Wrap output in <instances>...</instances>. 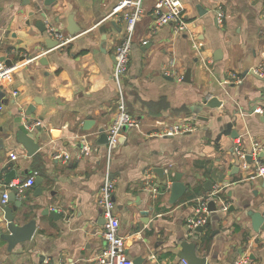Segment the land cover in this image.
Instances as JSON below:
<instances>
[{
    "label": "crops",
    "instance_id": "obj_1",
    "mask_svg": "<svg viewBox=\"0 0 264 264\" xmlns=\"http://www.w3.org/2000/svg\"><path fill=\"white\" fill-rule=\"evenodd\" d=\"M43 1L0 0V62L15 66L0 86V231L5 174L14 170L25 180L37 172L41 178L40 194L34 183L17 198L25 212L21 222H36L32 238L11 252L0 241V264H95L104 247L96 198L107 160L99 130L106 131L115 112L110 77L123 22L112 14L118 0ZM179 1L183 32L174 33L171 24L154 28L155 0H142L143 14L133 29L123 89L138 127L121 130L109 159L119 235L128 258L141 257L142 264H182L179 245L194 237L206 264H233L240 257L245 264H264V229L255 232L245 214L264 215V175L257 176L254 162L242 168L236 154L238 148L248 154L254 143L264 145V75L242 76L264 70V0ZM218 7L225 15L221 24ZM38 21L70 40L54 45L37 29ZM73 27L78 31L71 35L67 29ZM169 60L176 77L162 73ZM187 70L189 81H183ZM210 97L220 106L198 109ZM190 120L189 132L156 135L166 124ZM85 121L90 125L83 130ZM227 122L237 138L221 134ZM29 123H37L28 129L37 145L31 155L17 140L18 127ZM82 137L89 150L80 153ZM259 161L264 165V156ZM155 167L163 168L167 181H159ZM176 173L187 190L170 204L169 188L162 187ZM202 199L205 208L214 200L217 210L201 211L209 223L197 233L187 221L196 217ZM145 218L151 227L142 223Z\"/></svg>",
    "mask_w": 264,
    "mask_h": 264
},
{
    "label": "built area",
    "instance_id": "obj_2",
    "mask_svg": "<svg viewBox=\"0 0 264 264\" xmlns=\"http://www.w3.org/2000/svg\"><path fill=\"white\" fill-rule=\"evenodd\" d=\"M216 21L218 24L223 22L225 17L223 10L218 7L214 10ZM112 14H119L120 19L123 22V35L120 42L115 46L113 56L114 63L111 71V81L113 82L116 90L115 98V112L111 124L106 129L105 133L107 136V160L106 170L103 177L102 184L99 188L96 203L101 210L103 217L102 233L101 236L104 241V247L101 252L95 257V264H132V260L128 258L125 252L124 239L119 235V220L115 213V203L113 201V193L115 189V180L109 173V159L112 150L115 148L117 142L116 137L119 135L123 128H137V120L130 114L125 103V93L123 89V78L126 76L130 63V53L132 47V35L135 24L141 19L143 14L142 0H118ZM151 15L153 17L154 28H158L165 24H171L173 26L174 33H181L185 29V21L183 20L180 12V1L179 0H155ZM261 18L264 21V11L261 14ZM45 33L48 37L53 38L58 46H62L67 43L70 38L64 36L62 33L56 31L52 26L45 27ZM199 44L195 45L198 49ZM14 65L7 66L0 62V86L7 80L13 69ZM252 73L256 76L262 77L264 70L260 68H252ZM162 73L165 76L176 77V67L173 60H169L168 64L162 69ZM233 81L240 82V78L232 77ZM1 109V108H0ZM37 123H29L26 125L27 129H32ZM192 130V123L190 121H183L179 123L166 124L161 132L156 134L159 137H170L182 133H186ZM80 153L89 150L86 138H81ZM264 150V145L254 143L252 150L249 152L252 163L256 165L257 176L264 175V165L259 161L258 154ZM239 161L241 162L242 168H245L246 161L245 156L239 148L236 150ZM55 158L68 159V155L56 154ZM37 172H33L25 180H12L5 186V191L1 196L2 204H6L7 194L11 190L16 191V197L22 194L26 188L32 187L37 176ZM1 180V172H0ZM211 198V197H209ZM207 199L200 200L201 207L197 210L198 214L195 218L189 219L187 225L190 229L203 226L205 224V217L201 211H204L205 202ZM225 208V207H224ZM54 210V209H53ZM264 222V215H263ZM245 257H240L234 261L233 264H245ZM47 264V262H45ZM182 264H186L185 261Z\"/></svg>",
    "mask_w": 264,
    "mask_h": 264
},
{
    "label": "water",
    "instance_id": "obj_3",
    "mask_svg": "<svg viewBox=\"0 0 264 264\" xmlns=\"http://www.w3.org/2000/svg\"><path fill=\"white\" fill-rule=\"evenodd\" d=\"M54 0H44L43 5L44 6H49ZM200 12V11H199ZM206 12V10H203V13ZM44 14H42V17ZM36 27L40 32H45V25L42 21H38L36 23ZM68 32L73 35L75 34L78 30L73 28H68ZM50 41V39H48ZM54 45H56V42H53ZM45 61L44 58H40V62ZM5 65L11 66L12 62L7 61L5 62ZM247 74L254 75L252 73V70H245L242 74V76H246ZM256 76V75H254ZM259 76H256L258 78ZM262 80L261 78H258ZM183 81H189V71L187 70L183 76ZM3 94L0 92V105H1V99H2ZM220 106V102L217 100L215 97H210L209 99L202 100V102L198 105V109L200 108H208V109H214ZM195 113H199L200 111L195 110ZM200 120H206V118L198 117ZM232 122H227L225 124L224 129L221 131L222 135L225 136H230L231 139L237 138L239 135L235 130H232ZM90 125L89 121L84 122L83 130L88 129L87 127ZM18 132H17V140L19 143H21L22 147L26 149L29 155L35 152L37 149V145L32 141V134L26 127L22 124L18 127ZM100 136H99V144H107V136L106 133L101 129L99 130ZM122 136L118 135L116 137L117 142L119 143L121 140ZM258 156L261 158L264 156V150L258 154ZM245 161L247 163H251L252 159L250 154H246L245 156ZM153 172L156 174L160 182H165L167 181L168 177L164 174V170L161 167H155L153 168ZM18 178L19 180H22V173L17 174L14 170H10L8 173L5 174L4 176V182L5 184H8L10 181L13 179ZM172 182L170 185L163 186L162 189H166L167 187L169 188L170 196L168 199V202L170 204H175L186 192L187 187L186 185L181 182V175L180 174H174L172 175ZM41 182L40 177L35 178V186H36V193H41V190L39 188V184ZM210 189H207L209 191ZM3 194V192H2ZM7 203H10L11 205L8 206ZM23 207V202L21 199H17L16 197V191L11 190L7 194V201L6 204L2 206L1 211H2V220L5 223V230L0 231V241L6 243V251L11 252L12 249L20 243L29 241L32 238V235L35 231V225L36 222L34 219H29L26 222H21L23 221V217L25 212L22 211ZM247 207V206H246ZM206 209L208 212H215L217 210V206L214 202V200H209L206 203ZM54 214L55 212L52 211ZM143 215H145L142 212ZM246 216L250 219L251 221V226L252 229L257 232L258 230H263L264 229V222H263V216L260 212H255L252 210H247L246 211ZM22 218V219H21ZM206 224L209 223V220L205 221ZM143 224H147L149 227H151V223H149L148 218H145L142 220ZM203 229V226H197L193 230L194 232L201 233ZM197 238L194 237L192 238V241H186L182 240L180 243V250L177 254L178 258L181 260H184L186 264H206V258L205 257H199L196 254V243L193 241H196ZM143 259L141 257H136L132 261V264H142Z\"/></svg>",
    "mask_w": 264,
    "mask_h": 264
},
{
    "label": "trees",
    "instance_id": "obj_4",
    "mask_svg": "<svg viewBox=\"0 0 264 264\" xmlns=\"http://www.w3.org/2000/svg\"><path fill=\"white\" fill-rule=\"evenodd\" d=\"M216 196H218V195L216 194Z\"/></svg>",
    "mask_w": 264,
    "mask_h": 264
}]
</instances>
